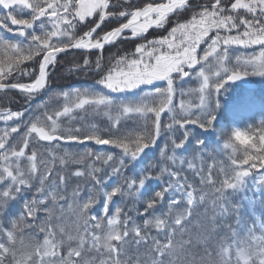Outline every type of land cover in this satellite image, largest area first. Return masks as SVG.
Instances as JSON below:
<instances>
[{"label":"snow or ice","instance_id":"snow-or-ice-1","mask_svg":"<svg viewBox=\"0 0 264 264\" xmlns=\"http://www.w3.org/2000/svg\"><path fill=\"white\" fill-rule=\"evenodd\" d=\"M0 6L7 10L6 15H0V29L15 32L18 37L13 40L0 36V90L16 89L26 98L35 97L48 87L49 68L55 66L59 54L70 49L101 53L94 69L100 90L73 88L57 93V99L63 98L62 106L49 111L47 103L41 105L44 111L27 123L18 148L9 147V138L19 132V124L0 133V264H97V259L98 264H264V214L257 215V201L249 200V223L242 202L248 198L232 199L248 191L251 179V188L261 193L258 202L264 207V124L246 132L232 131L223 145L231 150V167L220 165L222 179L217 180L214 164L208 165L207 171L203 167L208 150L205 140L196 139L193 158L179 154L186 151L191 139L188 125L215 131L218 96L228 82L250 74L264 76V0H212L210 6L199 2L193 5L192 0H149L142 7L130 5L120 11L110 10L119 8L110 0H0ZM189 12L191 15L181 22L179 18ZM96 15L99 19L94 26L78 34L87 18ZM173 17L177 20L166 35L145 37L152 28H165ZM121 18L125 22L97 34L105 21ZM8 22L18 27L13 29ZM137 37L144 42L137 43L133 52L115 57L105 69L102 52L106 45ZM202 45L206 47L201 54ZM233 46H259L260 51L250 56L235 55L232 63ZM26 62H33L31 70ZM84 69L92 70L87 55L83 65L76 64L69 71ZM13 73L34 79L28 83L6 82L9 77L15 80ZM193 75L199 87L184 90L185 78ZM112 93L121 96L116 98ZM177 94L197 95L199 103L181 99L177 105ZM86 108L105 110L109 127L102 132L92 125L84 132L63 126L65 119ZM165 113L171 121L168 124L162 122ZM23 116L18 111L0 112L5 123L19 121ZM137 119L143 120L142 128L124 129L126 121ZM176 125L183 129V137L179 142L172 138L171 155L165 145L161 156L173 165L177 161L181 167L187 164L200 186L188 182L187 177L181 178L179 170L165 164L155 179L162 180L167 175V183L146 194L147 184L153 179V165L131 176H121V169L126 160L138 161L158 142L162 131L170 132ZM60 141L111 145L120 150V155L89 149L78 158L67 151L58 154L52 144ZM233 141L243 147L238 149ZM39 142H47V158L38 151ZM30 145L29 154L26 149ZM238 152L243 153L242 159ZM197 160L201 161L199 167ZM86 161L90 162L85 170L77 169L72 174L86 177L92 186L86 196L81 195L79 185L67 196V177L57 171V162L64 168L69 162ZM97 162L111 169L106 176H121V180L110 184L99 175L103 169ZM25 189H35L32 198L23 199L19 214L9 219L10 227H5L10 202L21 199ZM125 195L144 200L143 208L137 209V216L143 218L142 226L124 208L112 207L115 197ZM165 200L167 211L158 213V206ZM61 201H66L67 207ZM97 203L102 205L101 212L94 214ZM200 206L205 207L209 226L203 227L197 221L198 231L194 234L187 225ZM68 216L75 218L71 225L65 222ZM33 228L43 233V240L35 232L25 235V230ZM151 229H155L156 236L151 235ZM131 246L137 249L134 257L129 254ZM141 246H145L143 255L138 251ZM196 248H201L202 254L194 252Z\"/></svg>","mask_w":264,"mask_h":264},{"label":"trees","instance_id":"trees-1","mask_svg":"<svg viewBox=\"0 0 264 264\" xmlns=\"http://www.w3.org/2000/svg\"><path fill=\"white\" fill-rule=\"evenodd\" d=\"M119 8H113L112 11H120L124 10L126 8H129V6H143L144 3L149 2V0H131L129 2H123L119 0ZM156 2H160V0H156ZM197 2L199 4H208L210 6L212 0H199V1H193V5H196ZM118 4V3H117ZM225 6H227V3H225ZM198 10V9H195ZM7 12L2 9L0 6V15H6ZM191 13H187L183 16H181L179 19L181 22L183 20L187 19ZM28 13H24V18H27ZM177 17H173L172 21L168 23L169 25H172L176 22ZM95 20L87 19L86 20V26H81L79 29L78 34H82L83 31H87L88 27L93 26V22ZM9 23V26L13 29H16L18 26H13ZM116 23V22H115ZM108 29V28H107ZM162 29V28H161ZM160 29V30H161ZM166 32V30H165ZM157 33V32H156ZM162 34L158 31L157 35H155V32L152 34L151 37H160ZM0 36H6L9 39H17L15 32H7L4 29H0ZM141 40L139 41V43ZM138 42H133L130 40H119L117 43H115L112 46H109L105 48L102 52V63L105 69L109 66L110 62H114V58L123 55L126 52H133V49L135 48V45ZM237 48V50H236ZM233 60L232 63H235V55H241L243 56H250L254 52L258 53L260 51V48H241L238 50V47H233ZM201 54H202V50ZM87 55L88 59L92 63V70L84 69L83 71H69L70 68H74L76 64L83 65V59ZM101 55L99 52H90L85 53L82 51H68L67 53H63L58 56L57 62L54 67L51 69L50 79H49V90L45 96H43L41 93L36 95L35 97L26 98L24 94L20 92L15 91H0V112L4 110L9 111H18L23 112L24 116L19 121H9L7 123H3L0 125L1 128L11 127L15 126V124H19V132L18 133H12L11 137L9 138V147L12 145H16L17 148L21 146L22 144V136L24 132L26 131V125L27 123L35 116L39 115L40 112L44 111L41 105L47 103L49 105V111L55 110L62 106L63 104V98H56V94L60 91H65L73 88L78 89H85V88H96L97 90H100V86L96 84V80L99 79L98 74L95 72V61L97 59V56ZM33 62H26V66L31 70ZM231 66V65H229ZM198 70V69H197ZM249 72H251V69H249ZM13 76L15 77V80L12 79V77H9L8 81L6 82H23L28 83L31 82V79H34V77L29 76H22L18 73H13ZM248 77L257 84L258 88L257 91L254 93L246 91L244 88L237 86V85H229L226 84L225 88L221 91V93L218 96L220 107L217 109V111L214 113L216 115V121H215V131H209L205 132L203 129H200L199 127L195 125H188V128L191 130V139L190 142L187 145V149L184 152L179 153L180 155L185 156L188 159L193 158L195 155V145H196V139H203L207 142L208 150L204 154L203 159V167L205 171H207V167L210 164H214L216 168V178L217 180L222 179V177L219 175V167L221 164L225 168L231 167L229 156L231 155L230 149H224L223 145L225 141H227L232 134V131L234 129H240L241 131H247L248 129L255 130L259 128L262 124H264V76L259 75H248ZM182 87L184 90L188 89H195L199 87V82L195 79L194 75L192 78H185V82L182 84ZM107 91V90H104ZM112 95L116 98H119L121 96L120 93H112ZM184 99L187 102L198 104L199 99L197 95H186L184 97H181L179 94L176 95L174 102L178 105L180 103V100ZM103 109H101L99 112L93 110L92 108H86V110H77L73 114V118L65 119L62 124L65 128L68 126H71L73 128H81L84 132H87L92 125H95L98 129H100L102 132L105 131L109 127V119L108 116L104 114ZM113 115H115V109H113ZM162 122L164 124L170 123L169 115L167 113L162 114ZM143 120L137 119L135 121L128 120L124 123V129L125 130H133L137 127H143ZM183 137V129L179 128V125L174 126L172 131H162L160 138L158 139V142L149 149L146 150V152L141 156V158L136 162H128L126 160L125 167L121 169V176L128 175L131 176L133 173L139 172L140 169L145 168L147 165L151 164L153 165L151 169V175L153 176V179L147 184V187L145 189L146 194H151L154 190H158L164 183H167L169 177L165 175L162 180L155 179L156 175L160 172V168L163 167L165 164H167L172 170H179L181 173V178L187 177L188 182L194 183L197 187H199V179L194 177V174L190 172L187 169V164H184L182 167L179 164V161L175 165L171 164V162L166 161L161 156V150L165 148V145L168 146L167 150L169 155H171V139L175 138L177 139V142H179V139ZM233 143L236 145V147L239 149L243 146L239 144V142L233 141ZM77 143L74 142L71 146H76ZM84 150L89 149L93 152H110L113 155L119 157L120 150L117 148L112 147L111 145H102L98 146L94 144L91 141L85 142L83 145H81ZM39 152L41 151H47L48 145H43L41 143H38L36 145ZM55 149H61V147H67V146H61L59 144L52 145ZM32 149V145L29 146L28 149H26V152L30 154ZM214 150V151H213ZM238 158H243V153L238 152L237 153ZM89 162H86L84 164L79 165H69L66 168L65 173H62L60 170L59 172L62 173L67 177V184H66V194L67 196H71V193L73 189L77 187V185L80 186V191L82 196L87 195L88 189L92 186L91 182L86 177L77 178L72 173L75 172L77 169L85 170L86 165ZM118 163V159H117ZM23 164H27V161H23ZM197 166L199 167L201 164V161H196ZM97 166L101 167L103 171L99 174L104 177V179L108 180L110 184H115L116 182L121 180V176H106V172H110L111 169L107 166L103 165L101 162H97ZM255 170H253V178L256 176ZM252 180H249V189L247 192L242 194H237L236 196H233L232 199L234 201L241 200L242 196H246L248 199L243 200L244 204V211L246 213L245 218L248 220L249 223H251V219L249 215H247L252 205L249 204V200H256L257 203L254 205V210L257 215L264 214V207L260 205L258 202V199L261 195L260 192L254 190L251 188ZM35 189L27 190L25 189L21 193V199H18L15 202H10L9 207L7 209V212L5 213V219L3 221L5 227H10L9 219L15 215H18L22 202L24 198L30 199L33 196ZM206 191H211V189H206ZM171 195V193H169ZM177 197H179V194H177ZM61 204H64L65 207H67L66 201H61ZM167 205L168 201L165 200L162 205L158 206L157 212L160 211H167ZM115 206H120L124 208V210L128 213L129 216L133 217L136 223L143 225V218L137 216V209H142L144 206V200H137L135 198L129 197L127 195L125 196H117L114 198V203L112 205L113 208ZM102 205L100 203H97L94 206V214H99L101 212ZM205 213V207L200 206L196 209L194 212L191 220L189 221L187 227H189L192 232L195 234L198 229L196 228L197 221L203 226L208 227V218L204 215ZM39 216H43V213L38 214ZM209 215H211L209 211ZM72 216L66 217L65 222L71 225V222L75 218H71ZM38 223V221H37ZM227 223H232V220H228ZM35 232L37 233L40 240H43V233H39L38 229L33 228L31 230H25V235L27 236V232ZM151 235L156 236L157 233L155 229L150 230ZM223 235V233H220ZM6 239V238H5ZM213 246L216 244V240H213L211 242ZM139 253L143 255L145 253V246H141L139 248ZM194 252L198 254H202L201 248L193 249ZM129 254L133 257L137 254V249L135 246L129 247ZM94 255V253L92 254ZM10 264V262H9ZM98 264V259H97Z\"/></svg>","mask_w":264,"mask_h":264},{"label":"rangeland","instance_id":"rangeland-1","mask_svg":"<svg viewBox=\"0 0 264 264\" xmlns=\"http://www.w3.org/2000/svg\"><path fill=\"white\" fill-rule=\"evenodd\" d=\"M121 1H123V2H125L126 3V0H121ZM129 1H131V0H127V2H129ZM195 1H199V0H194V2ZM193 2V1H192ZM110 3L111 4H119L120 3V1L119 0H110ZM112 9L113 8H111L110 10L112 11ZM87 19H90V20H92V19H94L95 21L96 20H98L99 19V17H98V15H96V16H94V17H91V18H87ZM116 22V23H115ZM123 22H125V18H121L119 21H117V20H115V19H110V20H108V21H105L102 25H101V28L100 29H98L97 30V34H103V32H105V31H108V30H111V28H113V27H117V26H119V23H123ZM94 26V25H93ZM173 25H172V23H171V25H169V24H167V25H165V28H152V29H150L149 31H148V33H146L145 34V37L147 38V39H155V38H158V37H151L152 36V34L155 32V35H157V33H158V31L159 32H161V34L162 35H166V32H165V30H167V29H170L171 27H172ZM108 28V29H107ZM161 29V30H160ZM241 30H242V28H241ZM157 32V33H156ZM129 35H130V33H129ZM161 35V36H162ZM122 40H125V39H122ZM127 40V39H126ZM141 40V42H144L143 41V39H141V38H139V37H137V38H134V39H131L130 41H133V42H138L139 43V41ZM140 42V43H141ZM204 47H206V45H202L201 46V49L200 50H202ZM233 47H238V46H233ZM259 46H251V47H248V48H258ZM241 48L240 47H238V50H240ZM243 49H246V48H243ZM236 50H237V48H236ZM133 51H134V49H133ZM52 67L53 66H50V68H49V76H50V74H51V69H52ZM50 87V85H49V80H48V88ZM43 96H45L46 94H47V91H46V93H45V91H42V92H40ZM9 122V121H8ZM3 123H5V121H3L2 119H0V125L1 124H3ZM3 130H4V128H1L0 129V133H2L3 132ZM98 146H102V145H98ZM57 150V153L58 154H63L65 151H67V152H69V153H72V154H75L76 155V158H78V154H82L85 150L83 149V147L81 146V144H76V146H67V147H61V149H56ZM42 153H44V155H45V158H47V151L45 150L44 152L43 151H41ZM86 162H90V161H86ZM85 162V163H86ZM69 165H79V164H74V163H71V162H69L68 164H67V166L66 167H64V168H60V166H59V164H58V162H57V164H56V168H57V171L59 172L60 170H62L61 172L62 173H65V171H66V168L69 166ZM73 219L74 217L72 216V217H70L69 219Z\"/></svg>","mask_w":264,"mask_h":264},{"label":"water","instance_id":"water-1","mask_svg":"<svg viewBox=\"0 0 264 264\" xmlns=\"http://www.w3.org/2000/svg\"><path fill=\"white\" fill-rule=\"evenodd\" d=\"M5 11H7V10H5ZM109 46H111V45H106V47H109ZM69 51H83L84 52V50H76V49H70ZM93 51H97V50H92L91 52H93ZM61 54H63V53H61ZM61 54H59V55H61ZM228 83L234 84V85H240V86L244 87L245 89H247L248 91H251V92L255 91V85L250 81V79L248 77H243L240 80L230 81ZM6 90L20 92L19 90H16V89H5V90H0V91H6ZM46 91H48V88L45 89V93H46ZM42 143L47 144V142H42ZM55 143H59L61 145H71L72 144V143H65L63 141L53 142V144H55Z\"/></svg>","mask_w":264,"mask_h":264}]
</instances>
